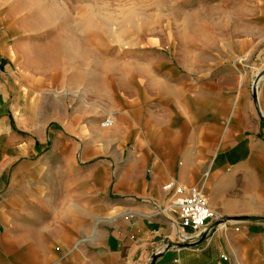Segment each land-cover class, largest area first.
Wrapping results in <instances>:
<instances>
[{"label": "crops", "instance_id": "crops-1", "mask_svg": "<svg viewBox=\"0 0 264 264\" xmlns=\"http://www.w3.org/2000/svg\"><path fill=\"white\" fill-rule=\"evenodd\" d=\"M156 67L154 93L122 101L112 127L73 118L50 150L0 87V264H264V82L260 117L231 69L184 81ZM167 183L239 223L180 228Z\"/></svg>", "mask_w": 264, "mask_h": 264}, {"label": "rangeland", "instance_id": "rangeland-1", "mask_svg": "<svg viewBox=\"0 0 264 264\" xmlns=\"http://www.w3.org/2000/svg\"><path fill=\"white\" fill-rule=\"evenodd\" d=\"M0 54L17 126L44 132L50 150L72 140L73 118L100 126L122 101L152 95L158 65L184 81L231 69L252 96L264 0H0Z\"/></svg>", "mask_w": 264, "mask_h": 264}, {"label": "built area", "instance_id": "built-area-1", "mask_svg": "<svg viewBox=\"0 0 264 264\" xmlns=\"http://www.w3.org/2000/svg\"><path fill=\"white\" fill-rule=\"evenodd\" d=\"M257 84L258 81L255 80L252 89L256 90ZM113 123L114 119L111 116L106 117L100 123V127L108 129L112 127ZM162 190L166 194L165 210L175 216L180 228H189L195 231L204 229L213 233L217 229L227 230L228 226H232L230 225L231 221L223 219L211 211L207 198L200 187H185L167 183L162 187ZM213 221L215 224L210 225ZM234 230L238 231V228Z\"/></svg>", "mask_w": 264, "mask_h": 264}, {"label": "water", "instance_id": "water-1", "mask_svg": "<svg viewBox=\"0 0 264 264\" xmlns=\"http://www.w3.org/2000/svg\"><path fill=\"white\" fill-rule=\"evenodd\" d=\"M261 73H262V74H261ZM260 74L263 76V74H264V70H263V72L261 71V72L258 74V76H257V80H256V81H258V80L260 79V77H261ZM252 91H253V93H252V98H253L254 105H255V107H256V110H257L259 116L262 117V116H261V113H260L259 106H258V100H257L256 90L253 88ZM153 260H154V258L152 257V258H151V262H152V264H153Z\"/></svg>", "mask_w": 264, "mask_h": 264}, {"label": "bare ground", "instance_id": "bare-ground-1", "mask_svg": "<svg viewBox=\"0 0 264 264\" xmlns=\"http://www.w3.org/2000/svg\"><path fill=\"white\" fill-rule=\"evenodd\" d=\"M262 74V73H261ZM260 74V76L262 77V75ZM261 77H260V79H261Z\"/></svg>", "mask_w": 264, "mask_h": 264}]
</instances>
